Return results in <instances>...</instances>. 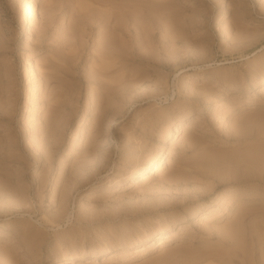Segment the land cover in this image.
Masks as SVG:
<instances>
[{"label": "rangeland", "instance_id": "374dc122", "mask_svg": "<svg viewBox=\"0 0 264 264\" xmlns=\"http://www.w3.org/2000/svg\"><path fill=\"white\" fill-rule=\"evenodd\" d=\"M263 84L264 0H0V264H264Z\"/></svg>", "mask_w": 264, "mask_h": 264}, {"label": "bare ground", "instance_id": "6f19581e", "mask_svg": "<svg viewBox=\"0 0 264 264\" xmlns=\"http://www.w3.org/2000/svg\"><path fill=\"white\" fill-rule=\"evenodd\" d=\"M263 86H264V84H263ZM262 90H264V87H263ZM158 161H159V160H157V161L155 162V170H157V169L159 168V166H160V165H158ZM146 168H147L146 166H144V167L142 168V169H143V172L146 171ZM132 185H133V183H130V184H129V186H132ZM189 213L191 214V213H192V210H190ZM206 216H207L206 213L203 214V217H201V219L204 220V219L206 218ZM3 226H5V224H4V223H1L0 228L3 227ZM233 229H234L235 231H234V230H233V231L231 230V232H230L231 234H230V235H232V233H233V236H235V235H236L235 232L237 231L238 228H233ZM158 234H160L158 240L161 239V238H164V237H163L164 234H165L164 229H163V228L160 229ZM234 234H235V235H234ZM233 236H232V237H233ZM237 236H238V235H237ZM233 238H236V237H233ZM157 243H158V244H161V241L159 240V241H157ZM96 254H98V253H96V252H90L89 254H86V253H78V254H73V255H71V256H69V257H71V258H75V257H76V258H78V259H83V258H85L86 256H89V257H90V256H91V257L96 256Z\"/></svg>", "mask_w": 264, "mask_h": 264}]
</instances>
